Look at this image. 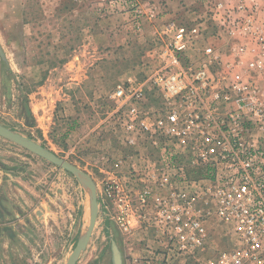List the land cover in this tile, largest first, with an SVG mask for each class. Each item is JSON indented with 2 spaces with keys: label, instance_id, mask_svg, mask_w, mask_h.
<instances>
[{
  "label": "built area",
  "instance_id": "obj_1",
  "mask_svg": "<svg viewBox=\"0 0 264 264\" xmlns=\"http://www.w3.org/2000/svg\"><path fill=\"white\" fill-rule=\"evenodd\" d=\"M256 4L215 0L208 19L171 15L152 0L106 3L135 35L150 25V49L146 76L115 87L97 127L123 149L118 158L100 154L104 195L125 235L159 232L165 264H264V24Z\"/></svg>",
  "mask_w": 264,
  "mask_h": 264
},
{
  "label": "rangeland",
  "instance_id": "obj_2",
  "mask_svg": "<svg viewBox=\"0 0 264 264\" xmlns=\"http://www.w3.org/2000/svg\"><path fill=\"white\" fill-rule=\"evenodd\" d=\"M107 1L0 0V124L76 165L97 188L96 228L76 264H112V240L122 253L123 264L130 247L139 253L140 236L137 232L126 236L113 219L115 206L104 195L101 163L93 160L100 158L98 154L116 158L123 154L117 140L106 130H97L111 108L109 95L120 81H107L98 101L81 106L74 83L62 89V38L71 47L69 51L74 50L80 40L83 44L91 40L85 37L87 32L100 29L101 24L118 34L125 32L129 46L140 51L146 44L148 53L142 56L149 60L150 25L145 36L135 35L121 15L107 14ZM152 1L171 15H186L192 10L208 19L215 2ZM240 1L218 0L230 7ZM250 1L249 7L257 3L253 13L264 24V0ZM227 45V39L219 43L220 47ZM127 73V79L133 75L141 80L148 69ZM76 107L87 110L81 124H77L79 117L71 115ZM76 131L86 136L82 146L75 145L79 139L74 136ZM89 217V192L74 175L0 137V264H66L87 232Z\"/></svg>",
  "mask_w": 264,
  "mask_h": 264
},
{
  "label": "crops",
  "instance_id": "obj_3",
  "mask_svg": "<svg viewBox=\"0 0 264 264\" xmlns=\"http://www.w3.org/2000/svg\"><path fill=\"white\" fill-rule=\"evenodd\" d=\"M100 26V29L96 28L87 32L88 35L85 37L91 40L84 44L80 40V46L71 51H69L71 47L69 48L67 45L66 38H62V89L66 85L74 83L76 90L79 91L76 101L80 102V106L84 102L98 101L100 99L99 92L107 84V81L110 80L112 83L125 81L127 80V71L140 69L143 72L147 67L145 55L142 56L143 53H148L146 44L141 47L140 51L138 48L129 46L131 43L127 42L125 32L118 34L114 32V28H103L102 24ZM83 37L84 35L80 34V38ZM99 53L103 55L97 58ZM63 58H68V60L65 61ZM67 70L71 72L68 73ZM131 77L135 78L133 75ZM86 112L87 110L84 111L83 108L76 107V111L71 115L79 117L80 120L77 121V124H81L82 121H85ZM94 129L95 127H93ZM74 136L79 137L75 145L82 146L86 136H81L78 131ZM99 156V154L96 155V157ZM93 160L96 164L99 161L96 158Z\"/></svg>",
  "mask_w": 264,
  "mask_h": 264
},
{
  "label": "water",
  "instance_id": "obj_4",
  "mask_svg": "<svg viewBox=\"0 0 264 264\" xmlns=\"http://www.w3.org/2000/svg\"><path fill=\"white\" fill-rule=\"evenodd\" d=\"M0 137L24 148L25 150L41 157L44 160L52 163L53 165L64 169L70 174L74 175L80 183L88 190L90 197V217H89V225L87 228V232L84 237L79 239L74 251L70 255L66 264H76L81 253L88 246L93 232L96 228L98 216H99V203H98V193L97 188L90 178V176L81 170L76 165L70 163L69 161L60 158L53 152L49 151L42 145L36 143L35 141L20 136L19 134L11 131L10 129L2 126L0 124ZM111 255H112V264H123L122 253L115 241L111 242Z\"/></svg>",
  "mask_w": 264,
  "mask_h": 264
},
{
  "label": "flooded vegetation",
  "instance_id": "obj_5",
  "mask_svg": "<svg viewBox=\"0 0 264 264\" xmlns=\"http://www.w3.org/2000/svg\"><path fill=\"white\" fill-rule=\"evenodd\" d=\"M137 234L140 236L139 253L130 247L126 254V264H165L162 259V248L159 245V232L153 227H147ZM126 236H133V234ZM176 264H192V262L185 257L182 262Z\"/></svg>",
  "mask_w": 264,
  "mask_h": 264
},
{
  "label": "trees",
  "instance_id": "obj_6",
  "mask_svg": "<svg viewBox=\"0 0 264 264\" xmlns=\"http://www.w3.org/2000/svg\"><path fill=\"white\" fill-rule=\"evenodd\" d=\"M26 111H27V113H28L29 116H32L33 113H32V111H31L30 108H26Z\"/></svg>",
  "mask_w": 264,
  "mask_h": 264
}]
</instances>
